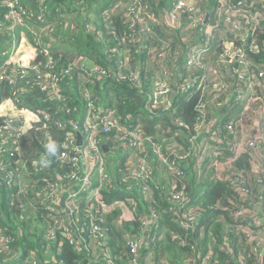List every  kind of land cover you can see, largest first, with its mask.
Here are the masks:
<instances>
[{"label":"trees","instance_id":"trees-1","mask_svg":"<svg viewBox=\"0 0 264 264\" xmlns=\"http://www.w3.org/2000/svg\"><path fill=\"white\" fill-rule=\"evenodd\" d=\"M23 1L28 3L34 11L39 10L40 2L43 1L47 6L51 7L53 12H56L55 16H50L48 18V21L57 25L54 33L55 35H52L45 40L42 35L38 33L50 31V28L45 29L46 24L34 19L30 21V25L34 31H32L31 28L20 24H16L15 30H9V23L2 24L1 22L4 11L6 10V3L4 0H0V46L2 43H6V45L11 43V41L7 43V39H10V32H17L18 35L20 32H25L28 33L29 38L35 37V33H37L43 41H41L39 45L37 41H34L35 47L39 51H37L33 63L42 62L46 64L48 62L49 53H43L44 46H48L50 57L58 61L57 69L63 67L64 64H69L70 62L83 58V56H80L78 53L74 54L73 52V54H68L70 51H74V49L76 52H81V54L89 53L93 58L98 56V63H94V66L107 69L112 76L110 79H106L103 86L99 84L92 87L95 91L92 90L91 94H102V101L107 102L108 89H105V87H109V82H112L110 87H113L112 90H116V93H111V100L109 101L110 105L108 104L109 106H107V109L113 110L115 117L123 123L133 125L141 124L140 129L145 131L153 141L160 140L162 142L164 138L168 139L175 136L174 140H176V145L167 147L165 152L168 158L176 157V154L188 155L192 148L189 138L195 133V129L198 122H200L203 113L199 109L200 105L205 104L208 129L211 118L221 110L218 108L217 104L225 100V97L228 95V92L225 91L226 88L230 90L233 80L236 79L234 76L231 79L225 80L222 84L223 86L221 85L220 94H222V97H218V103H214V101L211 100L212 91L208 88L204 89L199 95H195V97L191 98L189 101H186L185 98L179 96L176 98L171 97L168 100V104L161 111H158L152 107L154 105V100L149 91L153 90V85L148 81V75H153L156 69L162 72V65L165 64V60L158 54V52L154 55L152 46L160 47L163 42L160 39L161 37H165L169 41H172V32L170 30L165 31L164 29H156L157 27L153 24V21L150 22L153 31H148L146 29V31H142L141 25L135 23L134 20H132V23L134 24L132 26L130 22L131 19H129V12L126 10V5L129 0ZM146 4L148 12H155L160 6L163 7L167 5L165 2ZM109 7L112 8L110 14L105 15L101 12L103 9ZM61 13L65 14L66 17H59L58 15H61ZM90 15H95V20L91 19ZM159 15H162L160 9ZM101 32L103 37L101 35L100 38L97 35ZM216 38L217 35L214 36V39ZM259 42L261 45L264 44L263 33L259 35ZM59 47L63 48L65 51L58 49ZM108 48H115V50L108 51ZM108 53L113 54L112 57H108ZM215 56L216 54L213 58H215ZM256 58L264 62V53L257 55ZM104 59L106 60L102 62ZM84 64L91 65V59H87ZM83 72L86 74L87 71L79 68V71L75 72L72 75V78L68 77L67 82L63 83L62 89L65 98L64 101H58L56 99L50 100L46 92L42 91L38 85L33 84L36 79L35 76L32 78L20 79L16 87H25L29 91L26 94L21 107H30L35 110L38 107H43L44 110L50 112L58 119L65 120L68 117H72L75 120L81 121L84 115L85 103L81 101L80 96L75 92L70 81L74 80L76 85V76H81ZM121 76H124L125 78H121ZM131 76L137 79V84L133 85V83L129 81L128 77ZM30 82H32V84H29ZM1 86L3 87V92L0 96V101L3 98L13 96V90L16 87L13 88L12 85L6 81L1 82ZM97 89H100V92H97ZM262 95L263 97L261 99H257V101L253 103L254 106H257L259 102L261 103L264 100V94L262 93ZM69 105L71 107H77V110L72 109L71 114L68 113V110L64 109ZM222 107L223 106L221 105V108ZM149 116H151V119ZM1 120L2 119L0 118V122ZM39 122L42 123L37 124V122L28 129V138L27 140H24L22 144L25 153L24 156L26 159H29L28 165L31 174L28 175L27 172L16 167L14 169V178L12 182L9 183L6 174L0 172V196L1 200H4V203L0 206V232L5 237H10L11 239L10 253L3 252L0 247V264H4L2 258L13 260L10 256L14 254L13 252L17 250V247L24 244H28L30 247H27L24 250L23 255L19 257L21 259V261H19L21 264H33V259L30 261L29 256H27L31 250H37L40 253L39 257L37 255L38 258L35 257V259L37 264H41L40 260L45 261V258L43 256L44 254L39 250H43L45 247L50 253L53 252L52 260L46 261V263L49 264H132L133 262H137V264H146L148 261L146 254L145 256L142 255V250L145 248L146 244L145 240L141 237L145 231L148 232V230L151 231V229L154 228L163 230L162 223L166 224V232L161 234L157 232L154 237L155 242H153V239L149 241V249L151 251L158 252L160 249L158 255L159 258L153 260L157 264H186V261L188 260H191V263L193 264H199L200 252H211L218 258L223 252L224 245L227 247V244L220 239L222 235L221 233L217 234L215 232L213 234L211 231L213 235L211 236L210 234L209 236L211 225L215 221V218L213 217L218 212L223 216V221L230 224V217L233 215L235 205L240 204L243 195H240L241 192L238 188L239 185L233 181L231 176L226 175V173H224L219 179L211 177L201 182V175L208 168L207 164H209V161L202 164L197 155V150L193 152V158L190 159V156L188 155V161L185 164L186 166L183 165L185 174L182 178H176L177 180L175 182L177 190L181 188L180 184L185 185V188L190 195L191 203H196V207L199 205L197 208L205 214L201 216L198 223L192 225V228L189 230L184 231L176 224L175 211L170 208V195L165 194V192H163L162 195L160 194V187L163 183L159 184V186L157 184H152V189L155 190V196L151 195L150 197L145 198L143 193L131 191V188L134 186L139 187L135 178L130 179L131 182L121 181L123 175L127 174L128 176L129 167L127 159L122 158L118 159L120 163L119 171L113 173V179L118 180L122 185H116L114 190L112 189V191L109 192L101 191L100 197L98 198L94 197L89 199L79 197V202L78 205L75 206V211L73 214H70V216L74 218L75 225H80L81 228L87 231L89 225H91L88 206L90 204L93 207L96 206V223L102 225L103 229L106 230L105 233L107 239H102V243L97 244L87 238L88 244L83 243L81 237L74 235L70 236L75 227L69 223L70 228L68 233H65L61 228H56V237L53 241H49L46 235H48L52 229V222L55 216L48 211H38V213H41L39 218L43 220L45 218L47 221L46 228L45 226L42 227L45 229L43 231H45L46 235L40 236L42 237V242L40 244H37L40 237L34 236L33 243V234L31 233L33 232L32 230H36V227H33L30 220L25 219L19 223L11 221L8 224V217L15 208L13 206L16 203H21L23 200V197L21 201L16 197L17 192L21 188V184H25L21 190L22 196H24L31 192V183H46V180L49 178L47 175L49 174L43 173L47 177H45L44 180L38 179L39 175L34 171L38 165L49 163L51 167L54 166L55 169L58 168V173L54 176V180L58 179V176H62L63 174L66 175L71 169H73L71 164L61 165L59 156L54 154L43 144L42 141H40V137L38 138V132L40 129H44L45 122ZM49 128L56 132L57 137L63 139L66 132L65 129L58 128L55 124H52ZM181 128L185 130V139L178 135V131ZM160 135H162V139H157ZM114 137L115 131L106 135V138L109 139V144L114 143ZM215 141L217 144H221L219 143L221 142V139H216ZM225 141L226 139L222 140V143ZM61 150L62 148H60L59 151ZM171 150L175 151V153L171 154ZM148 151L153 158L150 163L156 164L158 159H154L155 155L150 148ZM34 160H37L38 162L36 163ZM236 166L241 168L244 173L250 172L252 179L254 172L246 160L243 162L242 159L238 160ZM180 179H183L181 180V183H179ZM42 186L43 185H39L38 188H36V186L34 187V193L40 192L38 197H41V193L43 194L46 191L41 189ZM252 192L254 195L253 198H259V187H257L256 192L253 190ZM31 194H33V192ZM127 195H132L136 202V208L131 205L128 206L127 209L130 211V214L125 213L123 207H111L116 200H126ZM31 199L33 202L37 200L33 197ZM37 204L38 209L42 210L44 209V206H46V204ZM58 207L60 209L59 214L65 219L68 218L71 222V217H69L67 209L62 207V205H59ZM205 209L209 212L210 216H206L207 213H205ZM219 209L227 213L228 219ZM153 211H155L157 215L155 218L151 216ZM176 212L179 213L180 211ZM99 215L101 216L99 217ZM150 216L155 219L156 222L151 227L150 225L149 227H143V220ZM101 217H104V223L99 221V218ZM40 219L38 222H41ZM147 223H151V221L149 220ZM30 229L31 231L29 232ZM126 232L137 235L142 239V250L138 254L140 255V259L133 257L131 254V249L126 243V237H124ZM69 237L75 238L76 243L71 244L68 241ZM215 239L218 241L214 242ZM53 243H55L54 247ZM97 246L105 248V251L108 252V257L111 256L109 260L100 257V253H97ZM228 250H230V252L233 251V247L228 245ZM19 262L10 264H17Z\"/></svg>","mask_w":264,"mask_h":264},{"label":"built area","instance_id":"built-area-1","mask_svg":"<svg viewBox=\"0 0 264 264\" xmlns=\"http://www.w3.org/2000/svg\"><path fill=\"white\" fill-rule=\"evenodd\" d=\"M144 1L145 0H129L126 5V10L129 12V19H131L130 22L132 26L134 25L132 20L137 24H144L145 19L149 18L151 15ZM4 2L6 3V10L4 11L1 22L2 24L9 23V30H15L16 24L32 29L30 21L34 19L46 24L45 29L50 28V31L44 32L50 33L56 31L57 25L48 21V18L50 16H55L56 12H53L51 7L47 6L45 2H40L38 11H34V9L23 0H4ZM154 14L157 13L153 12V18L155 16ZM207 14H209L208 22H206ZM58 16L66 17V15L62 13ZM153 18H151V20L154 25L159 26L162 22H165L166 26L172 32V41L168 39L164 41L161 39L163 45L161 47L154 46L153 48L154 52H158L165 60V64L162 65V72L168 74L164 72V70L170 67L178 73V62L181 60L182 54L186 51L188 55L184 65L186 71L185 73L181 72L178 76L182 78V81L185 83L182 86L183 90L178 92L179 84H171V86L176 87V89L171 88V91L175 92V95L168 93V95H171L173 98L191 91H196L200 88H202V91L210 88L212 91L211 95L220 93L221 85L225 82L223 65L224 62L230 59V57L227 56V44L231 42L237 45L238 43V41L234 43L231 40V34L237 31L236 28H238L239 25L244 31H247L242 38V42L247 39L246 44L241 45L239 43L237 45V48H240V52L235 56V61H233L234 68L236 69V80L242 85L244 91L242 95H239L238 98L231 103H229V100H223L221 104L223 106L222 108L227 109L231 114L238 115L234 119L225 121L220 128H213V124L217 125L216 118H213L212 123L210 122L208 125L209 128L207 129L205 104L200 105L199 109L203 113L199 125L195 129L196 134L190 137L189 140L191 144H193L192 139L200 138L201 141L204 140V144L208 150L207 154L210 156L204 159V161L212 159L215 164L219 165L220 163L217 160L226 161V175L231 176L233 181L239 185L238 188L241 192L240 195H243V199L240 201V204L234 208L232 222H230V224L237 229V234L235 231L230 232L228 234L232 237L231 239L226 237L224 240H221L227 244V247L223 244L224 249L222 251L230 255L233 254L236 257L234 264H249L245 259V254L236 251L237 245L235 246L234 242L236 243V241L239 240V232H242L246 242L251 243V251L259 257H264V214L260 211L258 212L260 215L259 217H257L256 214V217L250 219V212L252 209L257 213L255 206L264 210V100L261 103L259 102L257 106L253 104L257 99H261V93L264 94V62L256 58L257 55L264 53V44L261 45L259 42V35L262 33L264 34V0H214L213 4L211 0H174L170 7L162 11V15L157 14L155 19ZM32 31L34 30L32 29ZM215 35H217L216 39H214ZM177 38H182L184 40L185 45L182 48V50H184L170 57V53L167 54V52L171 49V42H175ZM34 40L37 41L38 45L43 41L37 33H35ZM43 53H49V59L46 64L42 62H32L25 65L21 57L20 59L17 58V50L7 52L8 56L6 59H2L0 55V60L4 61L2 63L4 69L0 71V96L3 92L1 82L6 81L15 88L20 79L22 80L35 76L36 79L33 84L38 85L42 91L46 92L50 100L56 99L58 101H64L63 89L61 88L59 92L57 88L60 82L63 85V83L67 82L68 77L72 78V75L79 71L77 64H75L78 59L72 62L75 64L76 70H70L69 68L64 69V67H59L57 69L58 61L56 64L50 62L53 59L50 57L48 46H44ZM223 53L225 54L223 55L224 62L219 66L218 71V65L215 63L214 59L220 57ZM215 54L216 56L213 58ZM169 59L172 60L170 66L167 65ZM89 69L91 68L88 67V69L85 70ZM195 70H200V75H197ZM196 76L197 78L195 80ZM169 79L172 80L173 83L175 82L174 78L169 77ZM253 81L257 82V85L254 86V95L251 97L250 90L253 86ZM29 84H32V82ZM246 86L247 89L245 88ZM28 92L29 91L25 87H16L13 90L11 106L7 108L6 111H8V113L3 115L0 122V172L6 174L9 183H11L14 178V169L16 166L25 172L27 171V163L20 165L18 153L20 150L19 147L26 135V128H24L23 124V112L27 111L21 108L20 105ZM227 96L229 99L230 96ZM157 99L161 100L164 99V97L158 96ZM157 99L154 97V104L157 102ZM212 101L218 103V99ZM3 103H5L4 100H1L0 106L3 105ZM236 104L241 107L236 109ZM221 105L218 103V108L222 109ZM42 115L46 126L55 124L58 128H66V124L63 120L58 119L50 112L42 111ZM103 115L104 119H99L96 122L87 120L85 129L90 133L91 137L89 140L85 141L86 146L84 148L77 146L75 144V139L72 137L67 138L66 136L64 139L65 142L59 155L60 162L61 165L71 164L73 169H71L65 177L63 174L62 176H58V179L54 180L55 182L60 181V186L57 185L56 194L52 193L50 200L62 196L64 190H69L70 187L77 186L75 193L68 197L72 198L68 199L69 202L72 201V206L66 205L65 203L64 206L62 205L67 209L68 213H70L71 210L74 212L75 206L78 205L79 201L76 199L77 194L86 193V196L92 199L94 197H100L101 191L109 192L112 191V189L114 190L116 185L113 182L115 180L111 176L108 179L102 174V158H104V156L101 150V146L106 140V135L112 131H115V146L119 147L123 143H128L133 152L137 151L135 156L128 161V176L127 174L123 175L121 181L129 182L130 179L135 178V180H137V185L140 186L142 193L145 195V190L148 189L149 182L153 178L152 168L155 165L154 163H150L153 159L148 151L150 148V141H153L152 138L138 126L126 125L125 123L121 125L118 121L119 119L115 117L114 111L111 109H108ZM52 119H57V121L53 122ZM203 132H206V137L201 135ZM216 139H221V142H219L221 143L220 145L217 144L215 141ZM224 139H226V141L222 143ZM154 144L156 145V143ZM170 153L173 154L175 151L171 150ZM202 153L203 152L197 150V155L200 160L203 159ZM188 155L176 154L175 161H170L175 164L174 167L180 166L179 163H181L180 167H182L183 170L181 176L185 174L183 164L185 165L188 161ZM165 157L168 158L166 153ZM156 158L158 159L155 155L154 159ZM243 158L249 160L248 164L254 172L255 179H257V187H259V198H254L251 202L249 201L251 189L249 184L251 183L244 179L243 170L235 166L236 162ZM43 170L45 171L46 168L37 167L35 173L40 175ZM94 173H98L97 180H95ZM45 177L47 176L42 174L40 180H44ZM49 182L50 179L48 178L46 183ZM69 183L75 184H70L69 186ZM176 193L178 194L170 200V208L175 211L176 223L187 231L192 228V225H196L200 217L205 214L197 208L199 207L198 205L196 207L194 203H191L190 195L185 187L176 190ZM117 201H120L121 205L126 204V200H116L113 206H116ZM128 202L136 208L135 200ZM59 205H61V203H59ZM51 208H56V210H53L55 213L48 209H45V211L54 214L55 217L53 218L52 224L56 226V228H61L65 233H68L70 228L69 223L75 227L70 236L74 235L81 237L83 243H87V238L97 244H101L102 239H107L106 230L103 229L102 225L96 223V206L93 207L91 204L88 206L91 225H89L87 231L81 228L80 225H75L74 219L70 222L69 219H65L61 216L59 214V207L51 206ZM176 211H180V214ZM68 215L70 217V214ZM100 216L101 215H99V217ZM151 216L153 218L157 217L156 212L153 211ZM151 216L143 220L144 227H149V225L151 227L156 222ZM104 217L99 218V221L104 223ZM257 219L261 221H257ZM149 220L151 223H147ZM56 228H53L52 231L48 233L49 237H47V239L49 241H53L56 237L54 232ZM213 234L211 233V236ZM2 235L3 234L0 232V247L3 252L10 253L11 239L10 237ZM124 237H126V243L129 245L128 247H130L133 257L140 259V255L138 254L142 250V239L130 232H126ZM68 241L71 244L76 243L75 238L69 237ZM216 241L218 240L215 239L214 242ZM228 245L233 247V251L230 252V250H228ZM236 253L239 255H236ZM100 257L109 260L111 256L108 257L107 251H102ZM199 260V264H220L219 259L211 252H200ZM33 264H37L36 259H33ZM132 264H137V262H133ZM146 264L157 263L150 259ZM186 264L193 263H191V260H188Z\"/></svg>","mask_w":264,"mask_h":264},{"label":"rangeland","instance_id":"rangeland-1","mask_svg":"<svg viewBox=\"0 0 264 264\" xmlns=\"http://www.w3.org/2000/svg\"><path fill=\"white\" fill-rule=\"evenodd\" d=\"M144 2L145 3H151V4H154V3L158 4V3H162L163 0H145ZM211 3L213 4L214 0H211ZM152 14H153V12L151 13L149 18L145 19V23L144 24H140V25H142L141 26V30L142 31H146V30L153 31L152 30V26L150 24V22L152 21L151 18H153ZM154 15L156 16L157 14H154ZM155 16H154L153 19H155ZM90 17H91V19L95 20V15H90ZM154 22L156 23L155 20H154ZM251 24H252V22H251ZM163 26H165V27H163ZM156 29H159V30L164 29L165 31L169 30V28L166 26L165 22H162ZM236 29H237V31H235V32H233L231 34V40L234 43H236L238 41L241 45L242 44H246L247 39L242 42V38L244 37V34L243 35L239 34V31H244V30L241 28L240 25ZM54 33H55V31L50 32V33L40 32L38 34H41L42 37L46 40L50 36L55 35ZM101 35H102V32L99 33L97 36L100 37ZM179 35L181 36L180 33H179ZM102 37H103V35H102ZM160 39H162L164 41H167L165 37H161ZM28 40L30 42H32L34 52L30 55V58H26L28 56L26 53H21V55L23 56V59H25V61H23V59H22V62L25 65H28V64L32 63L34 58H35V56H36V54H37V49H36L35 44H34V41L36 39L34 40V38H32V37H30V38L28 37ZM162 45H163V42L160 45V47ZM170 45H171V49H170V51L167 52V54L170 53V57H172V55H176L177 53L181 52L182 48L185 45V42H184V40L182 38H177L176 41L175 42H171ZM237 47L238 46L236 44H233L231 42H229L227 44V56L230 57V59H228L226 62H224V57H223V55H225L224 53L220 57L214 59L215 63L218 65V69H217L218 71H219V66L222 65L223 62H224L223 70H224V79L225 80L231 79V78H233L235 76L236 69L234 68L235 66H234V62L233 61H235V59H236L235 56L240 52V48H237ZM236 48H237V50H236ZM58 49L64 50L61 47H59ZM111 50H115V48H108V51H111ZM73 52H74V54L78 53V54H80V56H83L82 59H78V61L75 62V64H77L78 68H82V69H88V67L91 68L89 70H86L87 71L86 72L87 75L83 72L81 74V76L80 75L76 76L77 77V79H76L77 84L76 85H75L74 80L70 81L71 86L74 88L75 92L78 93V96H80L81 101H83L85 103V107H84L85 110H84L83 118H82L81 121L75 120L72 117H68L67 119L63 120V122L66 124V128H64L66 130V132H65V134L63 136V139L57 137L56 136V132L53 131L51 128H49V126H46V125H45L44 129H40L39 132H38L39 133L38 134V138L40 137V141H42L43 144L47 148H49L48 147L49 145H53L54 151L52 149H50V148L49 149L54 154H56L58 156L60 155V152L62 151V150L61 151H59V150H60V148H62V146H63V144L65 142L64 139H65L66 136H67V138H69V137L74 138L75 139V144L77 146H80L82 148H84L86 146L85 141L89 140V138L91 137L90 133L85 129V126L87 124V120H89L90 122H96L99 119H104V115L103 114L107 112V110H108L107 106L110 105L109 101L111 100V93H113V94L116 93V90L113 91L112 90L113 87H110L112 82H109V87H105V89H108L107 90L108 91V93H107V100L108 101L107 102L102 101L103 100L102 94L101 95H92L91 94L92 90L95 91V89H92V87H94L96 85H99V84L101 86H103L105 81H106V79H110L111 78V75L107 71V69H105L103 67L102 68L101 67L98 68V67L94 66V63H98L97 62L98 61V59H97L98 56L93 58V57H91V55H89V53L88 54H81V52H76L75 49H74V51H70L68 54H73ZM155 54H156V51L154 52V55ZM241 54H242V52H241ZM107 55H108V57H112L113 54L108 53ZM17 58L20 59V57H18V56H17ZM87 59H91V61H92V64L89 65V66L84 64V62ZM105 60L106 59H104L102 62H104ZM126 60H128V59H126ZM25 62H27V63H25ZM50 62H52V64H56L57 60L53 59ZM75 64L70 62L69 64H64L63 67H64V69L69 68L70 70H74L76 68ZM45 68H46V65H45ZM3 69L4 68L2 66V62H0V71H2ZM164 72H167L168 74H165V73L161 72L160 70L156 69L154 71L153 75H151V76L148 75V78H149L148 81H150V83H152V85H153V90L149 91L151 93V96L153 97V100H154V97L156 99L158 98V96H163L164 97V99H161V100L157 99V102H155V104L152 106L153 108L157 109L158 111H161L168 104V100L171 98V95H168V93H171L172 95H175V92H172L171 88L176 89V87L171 86L173 81L170 80L169 77L174 78V81H175L174 85L175 84L176 85L179 84L178 92L183 90L182 86L185 84L182 81V78H179L177 76V72H175L172 68L167 67V69H165ZM121 78H125V77L121 76ZM128 79H129V81H131L133 83V85L137 84V79L135 77L131 76V77H128ZM252 83H253V86H252V88L250 90L251 97L254 95V86L257 85V82H255V81H253ZM61 88H62V83L60 82L59 85H58V88H57L59 92L61 91ZM245 88L247 89V86ZM225 91H227L228 95L230 96L229 99L227 98L228 96L225 97V101L229 100V103H231L232 101L236 100L239 95H242V92L244 91V89L242 88V85L239 84L238 80L234 79L230 90H228V88H226ZM97 92H100V89H97ZM220 93H214V95H212V97H211V100L219 99L220 97H222V94H220ZM11 97L12 96L6 97V98H3L2 100H4V102L5 101H10L12 103V101H11L12 98ZM262 97H263V95L261 93L260 98H262ZM23 102H22V104L20 106L23 105ZM63 103H65V102H63ZM221 104H222V101L220 102V105ZM21 108H24V109H26L29 112L37 113L38 117H39L37 124H41L42 123V122H39V121H44V117L42 115V111H46V110H44L43 107H38L36 110L33 109V108H30V107H21ZM72 109L73 110H77V107H71L69 105L64 110H68V113L71 114ZM7 113H8V111L5 110L4 111V115H6ZM237 115L238 114H229V115L228 114H224L223 115V119H224V121H229L230 119H234ZM31 117H33V118H30L29 115H25V114H24V117H23L24 128H26V135L24 137V140H27V138H28L27 137L28 129H30L32 127V126H30V124H31V121L35 118L34 115H32ZM149 117L151 119V116H149ZM52 121L56 122L57 119H52ZM118 121H119V123L121 125L124 124L120 120H118ZM79 122H81V123H79ZM125 124L126 125H133V124H127V123H125ZM140 125H133V126H138L140 128ZM198 125H199V122H198ZM99 133H100V127H99ZM78 135H81V139H82L81 140V144L78 142ZM178 135H180L183 139H185L186 138L185 130H183L182 128L179 129ZM161 137H162V135L157 137V139H162ZM174 139H175V136H172V137H170L168 139L164 138V140L162 142L160 140L150 141V150L158 157V161L156 162V164H154L155 166L152 168L153 178L151 179V181L149 183L148 189L145 190V198H148L151 195L155 196V190L152 189V184H155V185L157 184L159 186V184L163 183V185L160 187L161 188L160 189V194L162 195L163 192H165V194H169L170 195L169 201L172 200L173 197L178 194V193H176L177 188H176L175 182L178 179V177L182 175V171L183 170H182V167H180L181 163H179L180 166L174 167L175 164L171 163L170 161H172V162L175 161V156L172 157V158H166L165 157V152L167 150V147L172 146V145H176V140H174ZM24 140H23V142H24ZM67 140H66V142H67ZM108 140L109 139L106 138V140L103 142V144L101 146V150H102V153H103V147L104 146L109 147V149L111 150V152H109L107 154L103 153L104 158H102V161H103L102 174L104 175V177H107L109 179L110 176L112 178H114L113 177V173H116L117 171H119L120 163H119L118 160H116V158L119 157V153L116 151V147L117 146H115L114 143H113L112 146H109L108 145ZM114 140H115V137H114ZM192 140H193V144H191L192 148H191V152L189 153L190 159L194 157V153L193 152L195 150H199L200 152H203L202 153L203 154V159H201L200 161H201L202 164H205L206 161H204V159H207L210 156L207 154L208 150H207L206 145L204 144V140L201 141L200 138H196V139H192ZM23 142H22V144H23ZM154 143H156L157 146ZM22 144L19 147L20 150H19V153H18V157H19L18 161H20V165H22L24 163H27V166H26L27 171L26 172H27L28 175H30L31 174V170H30V167L28 165L29 159H26L25 156H24L25 153H24ZM123 145H124V143H123ZM136 153H137V151L133 152V154H131L130 156L126 157L127 163H128L130 158H133L135 156ZM217 161L220 163V165L219 164H214L215 162L212 161L210 164H214V165H212L211 167L208 166L206 171H204L202 173L201 182H203V180H205L207 178H211V177H214L216 179H219L220 177H222V175L225 173V171L227 169V162L224 161V160H217ZM34 162L37 163L38 161L34 160ZM209 162H210V160H209ZM16 167H18V166H16ZM38 167H45L46 168L45 171L43 170V172H41V174L39 175L38 179H40V176L43 173H46V174H49L47 176H49L50 182L48 184L43 183V182H42V184L39 183V182L31 183V186H30L31 192L27 193L24 196H22V192H21L22 188H20L19 191L16 194V197L18 198L19 201H21V199L23 197V200H22L21 203H16L13 206L15 208L12 210V212L10 213V215L8 217V220L14 221L16 223L24 221L25 219L30 220L32 225H33V227H36V230H32L33 232L31 233V234H33V237L34 236L40 237V236L46 235L45 231H43L45 229L42 228V227L45 226V228H46L47 221H46L45 218H44V220L39 218L41 213H38V211H45V209H48L49 211L55 213L53 210H56V208L52 209L51 206L58 207L59 203L62 202L61 201V197L62 196H58L57 199L54 198V199L50 200L51 196H52V193L56 194L57 185L60 186V181L59 182H55L54 181V176L52 174V172L55 170V168H52L51 165H49V163H46L44 165H38ZM97 174L94 173L95 180L98 179V175ZM243 174H244V179L247 182L251 183V184H249V185H251L250 198L248 197L249 201L251 202L254 199L253 198L254 195H253L252 190L254 192L257 191V179H255V175H252V179H251L250 172H246V173H243ZM65 176L66 175H64V177ZM179 178H182V176L179 177ZM181 180H183V179H180L179 183H181ZM113 183L115 185H117V184H121L122 185V183H119L118 180H115ZM70 184H75V183H69V186H70ZM184 184H186V183H184ZM39 185H43L41 189L42 190L43 189L46 190L43 195L41 193V197H38L40 192L34 193V191H35L34 187L36 186V188H38ZM24 186H25V184L23 183L21 187H24ZM180 187L183 188V187H185V185H181L180 184ZM138 188H139L138 192L142 193L140 186ZM126 191H127V189H126ZM131 191H132V189H131ZM32 192H33L34 195L31 194ZM122 195H124V194H122ZM32 197L35 200L36 199L37 200L35 202H33L32 199H31ZM79 197L88 198L86 196V193L77 194L76 195V199L79 200L78 199ZM68 199H72V198L70 197V198L65 199L64 203L66 205H71L72 206V201L69 202ZM0 200H1V196H0ZM134 200L135 199L133 198L132 195H127L126 204L121 205V202L117 201L116 202V206L123 207L124 212L127 213V214H130V211H128L127 208L131 204H129L128 201H134ZM3 203H4V200H1L0 201V206ZM37 203H40V205L46 204V206H44L43 210L42 209H38V204ZM195 205H196V203H195ZM236 206L237 205H235V207ZM111 207H115V206H111ZM57 210H58V208H57ZM220 212L222 214H224V216L228 219L227 213L223 212L222 210H220ZM69 214H73V211L71 210V212ZM256 214L257 213L252 209V211L250 212V219L256 217ZM24 215H26V216H24ZM213 218H215V221L211 225V228H210V231H209V236L211 234V231L213 233L216 232L217 234L221 233L222 235H221L220 238H221V240H224L226 237H228L230 239L232 238L228 234V233H230L232 231H235V233L237 234V229L235 227H233L232 225L228 224L227 222L223 221L222 217L220 216V214L218 212L216 213V215ZM230 218H231L230 222H232L233 215ZM39 219L41 220V222L40 221L38 222ZM66 219H68V218H66ZM73 219L74 218L71 217V220H73ZM257 221H261V220L257 219ZM159 223H162V222H159ZM8 224H9V222H8ZM176 224L179 227H181L178 223H176ZM162 227L164 228L163 230H160L158 228L157 229L154 228V229H151V231H149V230H148V232L145 231L147 234L144 232V234H143V236L141 238L143 240H148V241H151L153 239V242H155L154 237L156 236L157 232L159 234L166 232V228H165L166 224L162 223ZM53 228H56V226H54L52 224V229ZM52 229L50 231H52ZM182 229L184 231H186L184 228H182ZM259 230H257V231H259ZM30 231H31V229L29 230V232ZM46 236L49 237V234L46 235ZM238 236H239V240H237L236 243L234 242V244L237 245L236 251L244 253L245 254V259H246V261L249 262V264H252V263L264 264V257H259L258 255L254 254L251 251V249H250L251 248V243L250 242L249 243L246 242V240L243 238V233L239 232ZM86 244H88V243H86ZM157 247H159V246H157ZM99 248L102 251H105L104 247L97 246L96 247L97 253H102V251ZM159 250H158V252L154 251V256L152 258H150L151 260H154L155 258L156 259L159 258V256H158L159 255ZM32 252H34V250H32ZM237 254L238 253H236V255ZM146 257H147V254H146ZM235 261H236V259H235Z\"/></svg>","mask_w":264,"mask_h":264},{"label":"crops","instance_id":"crops-1","mask_svg":"<svg viewBox=\"0 0 264 264\" xmlns=\"http://www.w3.org/2000/svg\"><path fill=\"white\" fill-rule=\"evenodd\" d=\"M165 8V7H164ZM247 33V31H239V34L240 35H243V34H246ZM5 36H7V35H5ZM9 36H10V39H7V43H9L10 41H11V43L10 44H8V45H6V43H2L1 44V46H0V49H1V52H0V55L2 56V59H6L7 58V56H8V54H7V52H8V50H10V49H12V51H16V49H17V56L18 57H22V59H23V56L21 55V53H26L28 56L26 57V58H30V55L34 52V50H33V45H32V42H30L29 40H28V33H25V32H20V34L18 35L17 34V32H11V33H9ZM239 44V42L237 43V45ZM184 50V49H183ZM182 50V51H183ZM11 51V52H12ZM187 58H188V55L186 54V51L182 54V57H181V60L178 62V67H179V71H178V73H177V76H179V74L181 73V72H183V73H185V62H186V60H187ZM23 61H25V59H23ZM25 63H27V62H25ZM172 64V60L171 59H169V61L167 62V65H171ZM195 73H197V75H200V73H201V71L200 70H195ZM196 78H197V76L195 77V80H196ZM11 106V102L10 101H5V103H3V105H1L0 106V118L2 119L3 118V115H4V111L5 110H7V108L8 107H10ZM241 106H239V105H235V108L236 109H239ZM29 115V117L30 118H33V117H31L32 115H34V119L31 121V124H30V126H33V124H35V123H37L38 122V119H39V117H38V114L37 113H35V112H29V111H26V112H23V115ZM32 114V115H31ZM196 134V131H195V133H193V135L192 136H194ZM202 136H204V137H206V132H203L202 134H201ZM191 136V137H192ZM190 139V138H189ZM108 145L109 146H112L113 145V143L112 144H109L108 143ZM107 149L105 150L104 149V147H103V153L104 154H107V153H109V152H111V150L109 149V147H106ZM116 151H119L118 153H119V157H117L116 158V160H118V159H122V158H126L127 156H130L131 154H133L132 153V151H131V147H130V145H128V143L127 144H122L120 147H116ZM210 160V162H209V164H207L209 167H211L212 165H214V164H210L213 160L212 159H208V160H205L206 162L207 161H209ZM249 161L248 159H242V162L243 161ZM201 162V161H200ZM52 168H54V166L52 167ZM58 173V168L57 169H55L53 172H52V174H53V176H55L56 174ZM77 187V186H76ZM76 187H70V189L69 190H64L63 191V193H62V197H61V205H63L64 206V202H65V199H67L70 195H73L74 193H75V190H76ZM139 190V188L137 187V186H134L133 188H132V192H137ZM62 206V207H63ZM255 208L257 209V217H259L260 215L258 214V212H263V214H264V210L263 209H261V208H258V206H255ZM220 210V209H219ZM205 211H206V209H205ZM205 213H207V215L206 216H210V214H209V212L208 211H206ZM221 216V215H220ZM222 218H223V216H221ZM8 222L10 223L11 221L10 220H8ZM263 229H264V216H263ZM146 233V232H145ZM147 234V233H146ZM147 236V235H146ZM34 241V237L32 238V242ZM36 241H37V239H36ZM35 241V242H36ZM31 242V243H32ZM42 242V237H40V240H39V242L37 243V244H40ZM34 243V242H33ZM36 244V245H37ZM54 244L55 243H53V247H54ZM145 244H146V246H145V248L142 250V255H144L145 256V254H147V260H150V258H152L153 256H154V252L153 251H151L150 249H149V241L148 240H145ZM27 247H30L28 244H24V245H21V246H19V247H17V250L16 251H14L13 253V255H11L10 257H12L13 258V260H7V259H3L2 258V262L4 263V264H10V263H16V262H19V261H21V259L19 258L21 255H23V252H24V250L27 248ZM52 250V249H51ZM50 250V251H51ZM39 251H41L44 255V258H45V261H43V260H40V258H39V260H40V263L42 264V263H46V261H50V260H52V255H53V252L52 253H50L49 251H47V249H46V247H45V249H41V250H39ZM30 252H32V250L30 251ZM28 253V255L27 256H29V260L31 261L32 259H35V257L36 258H38L39 257V252L37 251V250H34V253ZM46 252V253H45ZM48 252V253H47ZM37 255H38V257H37ZM218 259H219V261H220V264H234V261H235V259H236V257L232 254V255H230L229 253H226L225 251H223L220 255H219V257H218ZM15 260V261H14ZM17 264H21L20 262L19 263H17ZM46 264H49V263H46Z\"/></svg>","mask_w":264,"mask_h":264},{"label":"clouds","instance_id":"clouds-1","mask_svg":"<svg viewBox=\"0 0 264 264\" xmlns=\"http://www.w3.org/2000/svg\"><path fill=\"white\" fill-rule=\"evenodd\" d=\"M163 2H165V3H167V5L166 6H163V7H159V9L161 10V11H164L165 9H167L168 7H170L171 5H172V3L174 2V0H163ZM165 7V8H164ZM159 9L157 10V11H155V13H157V14H159ZM111 10H112V8L111 7H109V8H105V9H103L101 12L102 13H104L105 15H108V14H110V12H111ZM153 11H151L150 13H152ZM156 26V25H155ZM156 27H158V26H156ZM163 27H165V26H163ZM11 33V32H10ZM32 38H34V37H32ZM154 48V46L152 47V49ZM13 49V48H12ZM12 49H10L8 52H10V51H12ZM17 50V49H16ZM0 62H4V61H1L0 60ZM202 88H200V89H198V90H196V91H191V92H189V93H186V94H183V95H179V97H183V98H185V100L186 101H189L191 98H194L195 97V95L197 96V95H199L201 92H202V90H201ZM178 97V96H177ZM224 114H231L227 109H224V108H222L215 116H213L212 118H211V123H212V119L213 118H216V120H217V125H215V124H213L212 126H213V128H220L222 125H223V123L225 122L224 121V119H223V115ZM50 149H52L53 151H54V149H53V145H49L48 146ZM131 151H132V153H133V150L131 149Z\"/></svg>","mask_w":264,"mask_h":264},{"label":"water","instance_id":"water-1","mask_svg":"<svg viewBox=\"0 0 264 264\" xmlns=\"http://www.w3.org/2000/svg\"><path fill=\"white\" fill-rule=\"evenodd\" d=\"M208 20H209V14H207L206 15V22H208ZM81 135H78V142L81 144ZM104 149L106 150L107 148H106V146H104Z\"/></svg>","mask_w":264,"mask_h":264}]
</instances>
